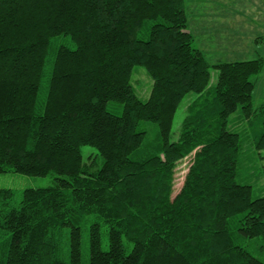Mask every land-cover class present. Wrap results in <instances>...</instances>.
Listing matches in <instances>:
<instances>
[{
	"label": "trees",
	"instance_id": "obj_1",
	"mask_svg": "<svg viewBox=\"0 0 264 264\" xmlns=\"http://www.w3.org/2000/svg\"><path fill=\"white\" fill-rule=\"evenodd\" d=\"M194 44L184 0H0V174L56 176L0 188V264H264V58L211 64Z\"/></svg>",
	"mask_w": 264,
	"mask_h": 264
},
{
	"label": "rangeland",
	"instance_id": "obj_2",
	"mask_svg": "<svg viewBox=\"0 0 264 264\" xmlns=\"http://www.w3.org/2000/svg\"><path fill=\"white\" fill-rule=\"evenodd\" d=\"M188 15V30L195 39L194 46L201 50L211 64L217 62H240L264 58V0H184ZM218 72H212L213 82ZM255 83L254 104L264 103V69L253 77ZM132 84L142 101H148L153 80L143 67H136ZM195 97L190 94L182 102L175 118V137L179 135L182 122L187 114V106ZM239 111L231 117L237 118ZM240 114V113H239ZM251 149V148H250ZM86 151V150H85ZM250 157L254 165L250 168L254 177L252 185L257 189L256 196H264V151L258 153L253 148ZM261 154V155H260ZM262 157V158H261ZM193 156L178 164L175 176L174 196L181 190ZM247 166V165H246ZM261 175L262 178L259 176ZM56 176L31 177L18 173L0 174V188L11 189L20 195L29 188H45L52 185ZM240 180L242 178L240 177ZM96 221V217L90 216ZM102 249H109L108 227L102 223ZM82 248L84 259L90 252V225L83 230Z\"/></svg>",
	"mask_w": 264,
	"mask_h": 264
}]
</instances>
